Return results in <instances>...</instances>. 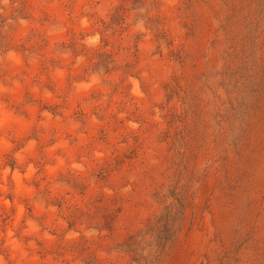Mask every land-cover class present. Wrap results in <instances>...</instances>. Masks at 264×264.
I'll list each match as a JSON object with an SVG mask.
<instances>
[{
  "label": "rangeland",
  "instance_id": "obj_1",
  "mask_svg": "<svg viewBox=\"0 0 264 264\" xmlns=\"http://www.w3.org/2000/svg\"><path fill=\"white\" fill-rule=\"evenodd\" d=\"M0 264H264V0H0Z\"/></svg>",
  "mask_w": 264,
  "mask_h": 264
}]
</instances>
